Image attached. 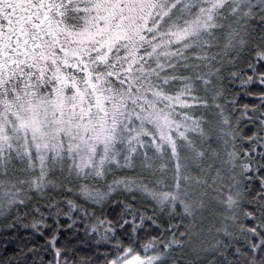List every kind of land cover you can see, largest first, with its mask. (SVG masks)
Instances as JSON below:
<instances>
[{
    "label": "snow or ice",
    "instance_id": "1",
    "mask_svg": "<svg viewBox=\"0 0 264 264\" xmlns=\"http://www.w3.org/2000/svg\"><path fill=\"white\" fill-rule=\"evenodd\" d=\"M0 264H264V0H0Z\"/></svg>",
    "mask_w": 264,
    "mask_h": 264
},
{
    "label": "trees",
    "instance_id": "2",
    "mask_svg": "<svg viewBox=\"0 0 264 264\" xmlns=\"http://www.w3.org/2000/svg\"><path fill=\"white\" fill-rule=\"evenodd\" d=\"M247 102H251V101H247ZM41 243L43 242V241H40Z\"/></svg>",
    "mask_w": 264,
    "mask_h": 264
}]
</instances>
